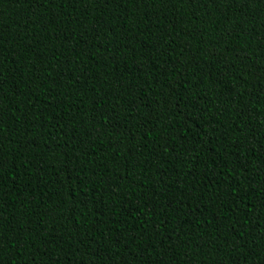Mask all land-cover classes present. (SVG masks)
<instances>
[{
    "label": "trees",
    "instance_id": "16d2710c",
    "mask_svg": "<svg viewBox=\"0 0 264 264\" xmlns=\"http://www.w3.org/2000/svg\"><path fill=\"white\" fill-rule=\"evenodd\" d=\"M0 264H264V0H0Z\"/></svg>",
    "mask_w": 264,
    "mask_h": 264
}]
</instances>
